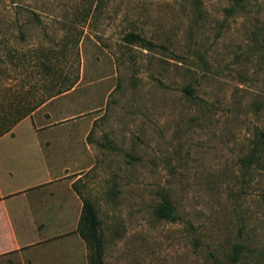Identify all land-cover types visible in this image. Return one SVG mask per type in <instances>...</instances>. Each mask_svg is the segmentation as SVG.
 <instances>
[{
	"label": "rangeland",
	"instance_id": "374dc122",
	"mask_svg": "<svg viewBox=\"0 0 264 264\" xmlns=\"http://www.w3.org/2000/svg\"><path fill=\"white\" fill-rule=\"evenodd\" d=\"M32 104L0 137L1 183L48 171L31 194L60 192L82 264L84 198L103 264H264V157L243 161L264 129V0H0V114Z\"/></svg>",
	"mask_w": 264,
	"mask_h": 264
},
{
	"label": "crops",
	"instance_id": "0c3cea01",
	"mask_svg": "<svg viewBox=\"0 0 264 264\" xmlns=\"http://www.w3.org/2000/svg\"><path fill=\"white\" fill-rule=\"evenodd\" d=\"M45 173L43 180L21 188L6 189L0 178V264H82V251L65 231L69 215L60 192L54 200L44 199V190L31 194L49 178ZM7 174L11 179L13 171L8 169Z\"/></svg>",
	"mask_w": 264,
	"mask_h": 264
},
{
	"label": "trees",
	"instance_id": "16d2710c",
	"mask_svg": "<svg viewBox=\"0 0 264 264\" xmlns=\"http://www.w3.org/2000/svg\"><path fill=\"white\" fill-rule=\"evenodd\" d=\"M123 40L127 42H141L149 46L155 44L144 38L138 32L129 31L123 35ZM22 99L14 101V104L21 105ZM34 100L29 101L33 102ZM42 103V101L40 102ZM10 104V102L8 103ZM36 107L31 106L15 107L4 109L0 114V136L8 132L17 122L27 116ZM261 155L264 157V129H257L254 133L251 149L249 154L243 158L245 163L257 162L261 163ZM259 157V158H258ZM251 160H250V159ZM264 160V159H263ZM157 218L173 221L175 219L174 207L167 199L159 202L154 209ZM78 233L83 238L88 249L89 264H103V236L99 229V219L94 205L86 198L82 200L81 213L78 220ZM241 246L238 243L232 246L231 259L237 260L240 256Z\"/></svg>",
	"mask_w": 264,
	"mask_h": 264
}]
</instances>
